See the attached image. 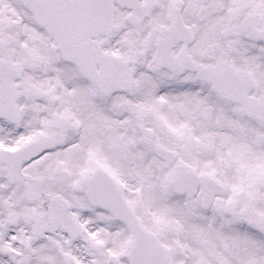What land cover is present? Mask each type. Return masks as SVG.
Masks as SVG:
<instances>
[{
	"label": "snow or ice",
	"instance_id": "6c2138e0",
	"mask_svg": "<svg viewBox=\"0 0 264 264\" xmlns=\"http://www.w3.org/2000/svg\"><path fill=\"white\" fill-rule=\"evenodd\" d=\"M0 264H264V0H0Z\"/></svg>",
	"mask_w": 264,
	"mask_h": 264
}]
</instances>
